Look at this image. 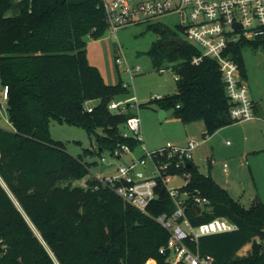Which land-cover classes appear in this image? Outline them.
<instances>
[{"label": "trees", "instance_id": "1", "mask_svg": "<svg viewBox=\"0 0 264 264\" xmlns=\"http://www.w3.org/2000/svg\"><path fill=\"white\" fill-rule=\"evenodd\" d=\"M148 26L158 34L149 55L160 70L173 71L177 91L147 104L173 109L186 125L203 121L205 136L237 123L218 62L204 57L193 63L202 53L196 45L174 43L178 34L166 25ZM108 27L103 0H0V83L9 87L12 128L0 127V176L16 200L0 183V264H171L174 259L171 251L160 253L169 233L152 217L175 210L165 185L159 182L150 215L93 177L78 185L88 164L50 134L52 120L81 126L96 145L86 151L101 157L105 150L138 147L140 141L124 136L133 113L109 110L129 87L121 80L106 82L88 58L86 37L98 39ZM245 45L264 49V36L230 46L227 53L242 77ZM185 170L191 175L186 188L208 199L200 213L188 203L192 225L226 218L238 226L189 239L188 246L211 255L215 264H264L262 199L246 209L193 161ZM248 243L249 253L238 254Z\"/></svg>", "mask_w": 264, "mask_h": 264}, {"label": "built area", "instance_id": "2", "mask_svg": "<svg viewBox=\"0 0 264 264\" xmlns=\"http://www.w3.org/2000/svg\"><path fill=\"white\" fill-rule=\"evenodd\" d=\"M103 6L109 24L108 31L116 39L121 27L152 24L163 16L176 15L180 30L202 52L193 59V63L198 64L204 57H211L218 62L227 96L232 103L230 114L233 120L242 122L259 118L239 64L227 52L232 44L242 40L253 41L264 36V0H103ZM117 57L120 61V53ZM135 70L138 69H127L131 74ZM8 96V85L1 86L0 104L7 102ZM138 107L136 96L128 100H112L109 104V110L113 113H133L126 123L124 136L141 142V120L135 112ZM93 108V105L89 106L88 111L91 112ZM5 129L11 130V123L10 128ZM198 146L199 142L195 138L189 139L184 146L169 143L155 152L146 150V154L139 160L132 159L129 163L120 165L116 177H93L104 186L110 185L127 204L147 215H150L149 204L157 197L159 182L165 185L175 210L170 215L163 213L152 217L169 233L167 244L160 248V253L171 251L174 257L171 264H215L214 257L193 251L187 241H196L203 235L238 229L236 224L226 218H216L193 226L188 217V203L200 206L201 210L208 203L206 197L199 193H190L186 188L191 175L185 168L193 161ZM123 152L130 153L133 150L122 146L113 155L119 158ZM102 160L105 161L106 158L102 157ZM147 160L153 164L154 171L150 176H144L141 171L146 168ZM224 169L227 170V165H224ZM175 175L185 180L182 186H170ZM0 183L14 199L1 176ZM14 201L16 202L15 199Z\"/></svg>", "mask_w": 264, "mask_h": 264}, {"label": "rangeland", "instance_id": "3", "mask_svg": "<svg viewBox=\"0 0 264 264\" xmlns=\"http://www.w3.org/2000/svg\"><path fill=\"white\" fill-rule=\"evenodd\" d=\"M153 24L166 25L190 42L180 30L176 15L163 16ZM148 25L141 23L121 27L117 39L108 30L98 39L86 37L89 61L100 69L106 82L116 84L121 80L129 87L128 93L118 95L115 100H128L136 96L138 102L144 105L135 110L141 120L142 141L138 147L133 152H123L119 158L110 150H105L102 153L105 161L101 156L86 151L96 148L86 129L66 122L51 121L52 138L61 141L70 154L81 156L89 166V173L77 182L78 185L86 186L87 181L94 176L116 177L120 165L127 164L132 159L139 160L146 154V150L155 152L169 143L184 146L188 126L175 116L174 110H164L165 117L161 119L159 105L156 102L147 104L153 96L161 98L177 91L173 71L166 66L160 70L149 55L158 34ZM119 53L120 61L117 57ZM242 56L246 73L243 79L252 100L260 107L256 112L259 118L223 127L212 136L196 135L203 141L194 154V163L202 172L210 173L228 191L231 198L249 209L257 197L264 202V49L245 45ZM128 68L138 70L131 74L127 71ZM1 86L0 83V88ZM199 123L204 124L203 121ZM0 125L10 128L6 102L0 104ZM224 165H227V171H224ZM141 171L144 176L152 175V162L147 160L146 168ZM184 183L183 178L175 175L170 186L180 187ZM250 250L251 243H248L238 254L244 255Z\"/></svg>", "mask_w": 264, "mask_h": 264}, {"label": "crops", "instance_id": "4", "mask_svg": "<svg viewBox=\"0 0 264 264\" xmlns=\"http://www.w3.org/2000/svg\"><path fill=\"white\" fill-rule=\"evenodd\" d=\"M254 102V101H253ZM140 104V103H139ZM254 106H255V112H258L259 110H260V107H259V105H257L255 102H254ZM184 125H186V124H184ZM186 126H188V133H187V136H186V140H185V143H184V145H186L187 144V142H188V140L189 139H191V138H195L196 140H198V142H199V146H198V149H199V147H200V145H201V142L203 141H201L200 139H198V138H200V137H198V136H201V135H203V136H205V132H206V126H205V123L204 124H200L199 123V121H197V122H193V123H191V124H187ZM196 135H198L197 137H196ZM205 140V139H204ZM227 144H229V141H227ZM197 149V150H198ZM197 152V151H196ZM193 163H194V159H193ZM195 164V163H194ZM200 170V169H199ZM201 171V170H200ZM224 171H227V170H225L224 169ZM202 172V171H201ZM202 173H204V172H202ZM204 174H207V173H204ZM152 261H154V260H152Z\"/></svg>", "mask_w": 264, "mask_h": 264}, {"label": "water", "instance_id": "5", "mask_svg": "<svg viewBox=\"0 0 264 264\" xmlns=\"http://www.w3.org/2000/svg\"><path fill=\"white\" fill-rule=\"evenodd\" d=\"M235 26H237V25H235ZM171 40L174 43H176L178 45H181V46L186 43V40L184 38H182V37H173ZM159 115H160L161 119H163L165 117V111L163 109H161L160 112H159ZM193 208H194V210L197 213H200V211H201V207L200 206L195 205Z\"/></svg>", "mask_w": 264, "mask_h": 264}]
</instances>
